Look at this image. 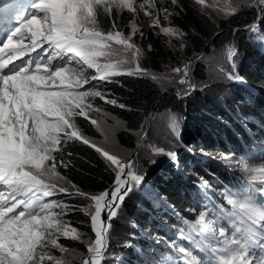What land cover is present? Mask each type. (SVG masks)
<instances>
[{
    "label": "snow or ice",
    "instance_id": "snow-or-ice-1",
    "mask_svg": "<svg viewBox=\"0 0 264 264\" xmlns=\"http://www.w3.org/2000/svg\"><path fill=\"white\" fill-rule=\"evenodd\" d=\"M171 2L175 5L178 0ZM250 2L252 0H223L220 10L235 13L240 3ZM254 3L264 8V0H254ZM195 4L204 5L205 0H195ZM208 6L215 7V0ZM32 7L35 11L31 16H26L21 27L0 43V264H69L53 256L49 249L67 251L59 243L61 236L85 242V234L70 227L62 218L71 211H82L90 217L95 234L94 241L87 243L88 255L81 264H102L111 220L118 215L127 195L141 185L144 176L132 170L131 162H125L123 157L85 136L76 118L90 120L103 132L100 121L89 116L90 111L103 110L89 103L88 98L99 97L121 109L126 105L108 99V93L96 85L91 88L85 85L95 80L116 83L118 81L112 78L121 75H150L140 65L143 52L134 39L138 32L141 37L143 33L135 21L130 25L129 34L118 30L113 11L127 10L135 14L137 8H152L153 0H35ZM102 15L113 20L111 30L101 27L99 17ZM152 26L160 27L159 20ZM160 31L168 36L183 35L179 29L171 27H160ZM25 39L30 42L25 44ZM44 45L48 47L43 52L23 64L15 63ZM54 61L64 63L54 65ZM88 69L94 70L95 75H89ZM174 71L179 73L181 69ZM183 73L184 78L179 83H189L187 66ZM228 78L238 77L229 73ZM152 79L158 77L152 74ZM194 87L190 85V90ZM72 141L94 148L105 159L115 173L111 190L90 194L59 173V166L67 168L71 163L63 157ZM169 155L176 160L174 153ZM244 171L256 173L259 183L264 185V166L245 165ZM204 186L207 187L206 181ZM256 191L264 192V188ZM60 193L70 198L82 197L91 203L81 209L47 199ZM253 200L248 195L237 207V200L229 198L236 209L231 215L238 218L231 237L223 228L217 232L212 223H205V215L201 213L197 235L202 236L208 242L205 247L218 256L216 264H253L254 260L256 264H264V205L258 206ZM57 208L59 212L54 211ZM102 213L106 218H102ZM180 237L193 242V238L185 237L183 232ZM257 248L261 251L259 258L253 251ZM179 252L187 258L184 264H201L184 247H180Z\"/></svg>",
    "mask_w": 264,
    "mask_h": 264
},
{
    "label": "trees",
    "instance_id": "trees-1",
    "mask_svg": "<svg viewBox=\"0 0 264 264\" xmlns=\"http://www.w3.org/2000/svg\"><path fill=\"white\" fill-rule=\"evenodd\" d=\"M178 3V7L171 12L170 17L183 33V53L185 57L188 58L195 54L208 52L211 49L233 46L235 48L233 59L241 61L238 70L240 78L252 87L264 89V56L251 45L249 30L259 23L262 15L260 9L242 8L230 16L220 18L214 22L194 7L191 0H179ZM100 22H102L101 19ZM135 38L143 53H145L146 60L153 68H160L161 59L173 60L174 56L170 47L164 41L153 37L152 34L148 33L142 37L136 35ZM194 72L197 78L201 80L206 78V67L202 63L195 64ZM114 80L118 82L101 83L98 89L108 93L109 99H116L118 103L126 105V108L121 109L107 103L103 104L102 108L124 122L128 130L138 131L145 119L151 114H182L185 117V122L182 129H180L179 137L186 147L194 152L203 150L210 155L219 156L218 154L228 151L224 146V141H229L232 144V149L237 150L236 135L243 137L239 123L232 121L227 113L214 105L201 101V104L213 113L214 118L208 114L195 111H192L195 115L193 117L189 105L190 99L183 100L182 97L180 99V96L174 93L172 88L161 90L151 80L134 76H121ZM233 98L243 103L247 112L255 120L263 121L258 110L259 105L251 100L244 99L240 90L233 92ZM76 120L85 136H97L94 127L88 120L83 117H77ZM117 138L119 142L133 148L134 141L132 138H128L124 134H119ZM216 142H219V146ZM68 152H71L72 155L68 156ZM63 158L71 163L67 168L59 166L57 170L81 191L99 194L107 190L115 179V173L94 148L79 141L69 142L65 148ZM178 160L186 172H190L196 177L211 181L212 177L217 175L218 168L214 164L199 163L196 166H191L186 155L182 152L179 153ZM216 178L219 181L223 180L220 175H217ZM146 180L158 190L167 204L190 216V213L183 210L186 195L181 178L174 175L167 168L159 171L154 167H150L146 172ZM65 187H70V185L65 184ZM62 198L65 203L81 209L88 205L87 199L82 197L70 198L64 195ZM142 204L148 208H153L146 201H142ZM123 208L133 221L149 226L145 219L146 212L136 209L128 199L123 202ZM163 218L167 219V217ZM63 219L68 223H72L76 228L84 229L89 236L93 237L92 230L89 227L90 217L82 211L68 212L63 215ZM59 243L68 250L73 249L75 244L61 237ZM127 256L128 262L133 261L132 254Z\"/></svg>",
    "mask_w": 264,
    "mask_h": 264
},
{
    "label": "rangeland",
    "instance_id": "rangeland-1",
    "mask_svg": "<svg viewBox=\"0 0 264 264\" xmlns=\"http://www.w3.org/2000/svg\"><path fill=\"white\" fill-rule=\"evenodd\" d=\"M191 1L194 7L214 22L220 18H226L233 14H226V12H228L227 9H224L223 11L220 10L223 7V0H215V7L208 6L213 4L214 0H205L204 5L195 4V0ZM138 2H142V0H138ZM178 5L179 3L175 5L172 4L171 0H153L152 8L146 7L143 10L137 8L135 14L130 13L127 10L122 12L113 11V18L115 19L118 30L125 34H129L131 31L130 25L135 21L136 26L139 31L143 33V36L150 33L156 39L164 41L170 47L172 55L174 56L173 60L169 61L161 59L159 64L160 68L155 69L150 66L149 62L146 60L145 53H143L140 65L146 69L150 75H145L140 78L151 80L161 90L172 88L174 93L180 96V99L181 97L183 100L190 99L189 105L193 117L195 115L192 111L202 114H211V111L202 105L201 101L208 102L228 114L230 110H233L236 114L240 112L247 113L245 105L237 102L233 98V92L236 90L244 87L249 88L248 85H246V83L238 76L237 68L241 65V61H235L231 58L235 49L233 46L221 49H211L208 52L195 54L187 58L183 53V47H181V45H183V35L168 36L160 31V27H171L180 30V27L173 22L169 15L173 10H176ZM242 8H255L260 9L261 11L262 15L259 23L252 26L249 30L251 45L255 50L264 53V8L256 6L254 0L250 3H240L236 12ZM164 9H167V12H165ZM100 19L102 21L100 22L101 27L105 31L112 29V19L107 15L100 16L99 20ZM157 19L159 20L160 27H153L152 25ZM137 35L138 37H141L139 32ZM134 39L138 44L137 39L135 37ZM196 63H202L206 67V78L204 80L195 76L194 67ZM185 66H187V80L189 83L181 84L179 81L184 78L183 69ZM177 68L181 69L179 73L174 71ZM93 71L94 70L89 69L88 73H92ZM229 73H232L238 78L229 79ZM152 74L156 75L158 79L153 80ZM190 85L195 86L194 90H190ZM251 90H245L244 97H256L254 91ZM256 91L264 96L263 88H259V90ZM107 98L109 99L108 96ZM88 102L103 110L102 112H89L90 118L100 121L103 132L98 131L97 128L92 125L97 136L88 138L95 141L98 146L108 149L109 152L123 157L125 162H131L133 165L132 170L134 172L136 171V166L141 165L142 174L150 167H154V169L159 171L163 168H167L169 170H174L173 173L178 172L181 175L183 174L189 178L188 180L196 179L194 174H185L183 172L184 168L177 160L180 152L184 153L186 157L193 158L196 161L210 162L237 173H240V170L242 169L241 166H236L237 160L235 158L225 157L224 155L213 156L203 150H197L196 153H192L191 149L186 147L179 140L178 133L185 119L182 114H151L145 119L141 128L138 131L133 132L128 130L126 124L119 118L102 108L105 101L101 100L99 97L94 99L89 97ZM88 121L90 122V120ZM119 134H124L125 136H128V138H132L134 141L133 148H129L124 143L119 142L117 138ZM171 153L175 154V161L170 158L169 154ZM97 154L105 161L99 153ZM160 175L162 174L160 173ZM64 195L65 194L60 193L53 197H60L62 199V196ZM127 199L136 207V209L142 208L141 204L143 200H150L155 204L160 201L165 202L158 190H156L154 186L145 179V176L141 185L139 187H134L127 195L125 200ZM87 203L89 205L91 202L87 200ZM159 218L157 212H152L151 215L148 214L147 220L150 227H144L142 224H139L130 218L125 212L122 203L121 208L118 210V215L111 220V227L109 229L107 241L108 247L102 264H126V255L131 253H134L135 256L137 254L136 258H145L146 256L141 253L145 248V245L147 243H160L159 237H157L153 228V222ZM68 224L70 227H75L72 223ZM77 229L85 234L83 237L85 242L82 243L79 240H72L61 236V238L74 242V248L71 250L67 249L65 252H61L59 249L55 248L49 249L53 256L68 261L69 264H81L82 259L88 255L87 243L89 241H94L95 235H92L93 237H91L84 229ZM136 258L135 261L138 263L139 259L136 260ZM147 264H150V262L147 261Z\"/></svg>",
    "mask_w": 264,
    "mask_h": 264
},
{
    "label": "water",
    "instance_id": "water-1",
    "mask_svg": "<svg viewBox=\"0 0 264 264\" xmlns=\"http://www.w3.org/2000/svg\"><path fill=\"white\" fill-rule=\"evenodd\" d=\"M114 181H115V179H114ZM114 181H113L112 185H111L107 190H105V191H109V190L112 189L113 184H114ZM102 218H106V214H103V213H102ZM90 227H91V225H90ZM91 230H92V229H91ZM92 233H93V232H92ZM93 234H94V233H93Z\"/></svg>",
    "mask_w": 264,
    "mask_h": 264
}]
</instances>
